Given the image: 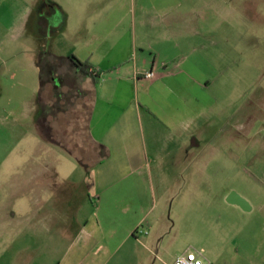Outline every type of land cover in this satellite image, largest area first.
<instances>
[{"label": "rangeland", "instance_id": "1", "mask_svg": "<svg viewBox=\"0 0 264 264\" xmlns=\"http://www.w3.org/2000/svg\"><path fill=\"white\" fill-rule=\"evenodd\" d=\"M56 2L65 7L79 2L77 19L91 21L108 14L140 18L155 13L140 7L154 0H0V264H57L66 251L65 244L57 245L63 237L55 226L47 231L34 214L64 204L82 210L83 222L98 206L92 203V170L100 155L87 131L88 108L79 112L69 97L56 99L49 89L40 100V54L56 51L58 42L40 24L42 13ZM178 2L182 8L176 16L187 9V20H209L195 25L198 33L187 29V50L200 51L189 58L198 66L193 75L215 82L199 95L207 109L205 140L224 129L222 157L208 166L211 156L194 149L197 165L153 169L156 197L149 181L144 204L153 208L157 203L153 219L159 214L160 220L154 234L163 230L160 243L149 245L152 256L144 245L127 244L111 264H173L188 250L202 253L211 264H264V0ZM219 15L238 24L234 53L227 39L213 54L204 51L215 48L209 30ZM189 92L196 95V87ZM160 172L163 183L156 178ZM227 194L242 196L253 211L229 204ZM134 212L122 205L114 216L124 219Z\"/></svg>", "mask_w": 264, "mask_h": 264}, {"label": "crops", "instance_id": "2", "mask_svg": "<svg viewBox=\"0 0 264 264\" xmlns=\"http://www.w3.org/2000/svg\"><path fill=\"white\" fill-rule=\"evenodd\" d=\"M30 3L28 11L33 15ZM77 3L65 7L56 2L42 13L41 31L55 33L58 41L56 51L43 49L40 54L48 73L42 94L49 89L56 99L69 97V103L77 105L79 112L88 108L89 137L95 147L97 143L104 145L109 156L93 167L92 203L98 206L83 222L79 221L82 210H70L64 204L34 216L40 219L39 223L44 221L47 231L55 226L63 237L57 245L65 244L66 251L57 264H111L127 244L134 248L144 245L152 256L149 245L158 246L164 233L159 230L154 234L160 220L159 214L153 219L158 213L157 203L153 208L144 204L151 190L149 181L152 196L156 197L153 169L197 165L193 162L199 155L191 157L194 149L211 156L208 166L216 165L222 157L224 129L205 140L208 135L203 120L207 109L199 95L215 82L193 75L198 66L189 58L200 51L196 47L187 50V29L198 33L195 25L202 27L209 20L204 16L187 20L186 8L176 16L177 8H182L177 0H154L150 6H140L141 10L155 12L149 17L108 14L91 21L77 19ZM214 5L220 7L218 2ZM91 11H95L94 6ZM211 20H215V28L209 30L214 33L211 39L215 40V48L205 46L204 51L213 54L222 49L224 39L232 53L238 51V24L221 15ZM219 30L227 34L218 33ZM72 56L88 61L99 76L98 82L83 74ZM149 71L156 74L152 80L143 76ZM194 86L196 95L189 92ZM41 104L44 106L42 101ZM161 173H156L157 180ZM233 195L235 200L226 195L229 204L253 211L242 196ZM122 205L135 212L124 219L115 218L114 209ZM184 212L187 215V206ZM139 227H144V233L136 232Z\"/></svg>", "mask_w": 264, "mask_h": 264}, {"label": "trees", "instance_id": "3", "mask_svg": "<svg viewBox=\"0 0 264 264\" xmlns=\"http://www.w3.org/2000/svg\"><path fill=\"white\" fill-rule=\"evenodd\" d=\"M71 59H73L74 64L76 65V67H78L80 69V71L83 74L93 78V80L95 82H98L99 76H98V74H96L92 71V65L88 61L83 62L74 56H72ZM39 64L41 67V78H40V84H41L40 100H41V94H42L44 88L46 87V85L48 83V79H47L48 73H46L44 70L45 69L44 56H41V61L39 62ZM95 148L100 155L99 158L97 159V163L109 156V150L104 145L97 143ZM81 162H82V160H81Z\"/></svg>", "mask_w": 264, "mask_h": 264}, {"label": "built area", "instance_id": "4", "mask_svg": "<svg viewBox=\"0 0 264 264\" xmlns=\"http://www.w3.org/2000/svg\"><path fill=\"white\" fill-rule=\"evenodd\" d=\"M155 72L149 71L145 73L143 76L148 80H152L155 78ZM136 232L144 233L143 230L139 231L137 229ZM173 264H211V262L200 252L186 251L180 254L174 261Z\"/></svg>", "mask_w": 264, "mask_h": 264}, {"label": "water", "instance_id": "5", "mask_svg": "<svg viewBox=\"0 0 264 264\" xmlns=\"http://www.w3.org/2000/svg\"><path fill=\"white\" fill-rule=\"evenodd\" d=\"M235 199H236L235 195H232L231 200H235Z\"/></svg>", "mask_w": 264, "mask_h": 264}, {"label": "flooded vegetation", "instance_id": "6", "mask_svg": "<svg viewBox=\"0 0 264 264\" xmlns=\"http://www.w3.org/2000/svg\"><path fill=\"white\" fill-rule=\"evenodd\" d=\"M59 82H61L62 83V81H59ZM44 108H45V106H43ZM45 114H46V112H45Z\"/></svg>", "mask_w": 264, "mask_h": 264}]
</instances>
